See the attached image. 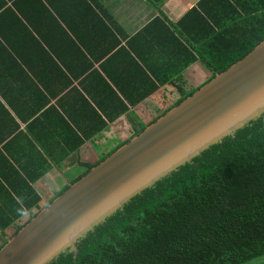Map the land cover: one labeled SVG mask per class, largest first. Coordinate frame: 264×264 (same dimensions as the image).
<instances>
[{
  "label": "crops",
  "instance_id": "1",
  "mask_svg": "<svg viewBox=\"0 0 264 264\" xmlns=\"http://www.w3.org/2000/svg\"><path fill=\"white\" fill-rule=\"evenodd\" d=\"M203 1L0 0V222L22 226L40 212L17 218L13 186L27 193L30 185L44 201L45 189L61 193L86 172L84 164L99 161L94 142H119L117 126L133 135L121 100L144 118L142 110L158 116L154 97L131 106L125 96L136 101L153 81L165 82V65L183 61L179 45L165 41V22L180 27L194 9L208 19ZM179 38L198 60L182 74L190 92L212 73ZM189 75L203 80L192 86ZM78 141L86 143L73 151ZM89 148L96 161L83 159ZM12 230L0 232V248Z\"/></svg>",
  "mask_w": 264,
  "mask_h": 264
},
{
  "label": "trees",
  "instance_id": "2",
  "mask_svg": "<svg viewBox=\"0 0 264 264\" xmlns=\"http://www.w3.org/2000/svg\"><path fill=\"white\" fill-rule=\"evenodd\" d=\"M205 4L211 6L208 19L194 9L180 27L165 22V41L176 42L184 52L179 54L183 61L171 60L165 65V82L159 80L157 85L148 75L154 89L139 92L136 101L125 96L131 106L154 97L158 116L142 110L144 118L121 100L133 135L121 142H94L96 150L104 149L105 154L94 164H84L86 172L61 193L45 189L48 198L44 201L30 185L26 184L27 193L10 188L19 197V204L11 197L18 208L17 218L33 208H47L201 88L185 90L182 74L198 60L179 37L188 41L212 73L207 82L264 41V0H205L200 4L203 9ZM111 21L119 31L120 26ZM206 25L210 27L205 31ZM84 143L78 141L73 151ZM15 223L0 222L4 237L7 229H13L7 240L26 225ZM77 250V255L66 251L49 264H255L264 260V114L134 198L80 239Z\"/></svg>",
  "mask_w": 264,
  "mask_h": 264
},
{
  "label": "water",
  "instance_id": "3",
  "mask_svg": "<svg viewBox=\"0 0 264 264\" xmlns=\"http://www.w3.org/2000/svg\"><path fill=\"white\" fill-rule=\"evenodd\" d=\"M264 114V41L41 210L0 264H49L134 198Z\"/></svg>",
  "mask_w": 264,
  "mask_h": 264
},
{
  "label": "rangeland",
  "instance_id": "4",
  "mask_svg": "<svg viewBox=\"0 0 264 264\" xmlns=\"http://www.w3.org/2000/svg\"><path fill=\"white\" fill-rule=\"evenodd\" d=\"M188 79H189V83L192 86H195V82L200 80V79H202V78H197L196 75H189L187 77V80ZM117 130L120 132L119 134L117 133L118 137H116L117 139H120L119 142L127 140L128 138H130L132 136V132L125 130L122 126H117ZM105 142L106 141L104 140V141L99 142L98 144L105 143ZM94 150H95V148H94ZM102 155H103V152L100 154V156H102ZM88 158L91 161H96V159H98V156L89 148L88 151L83 154V159L86 160ZM255 264H264V260L259 261V262L255 263Z\"/></svg>",
  "mask_w": 264,
  "mask_h": 264
}]
</instances>
